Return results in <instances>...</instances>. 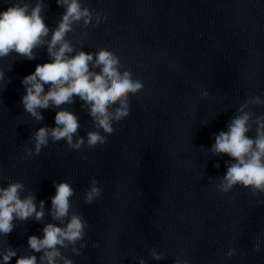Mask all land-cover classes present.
<instances>
[{
    "label": "clouds",
    "instance_id": "1",
    "mask_svg": "<svg viewBox=\"0 0 264 264\" xmlns=\"http://www.w3.org/2000/svg\"><path fill=\"white\" fill-rule=\"evenodd\" d=\"M56 4L63 11L53 29L44 22L43 0H35L34 4L31 0H11L0 10V59L15 53L32 60L34 50L40 47L46 49L48 56V62L37 64L34 71L20 81L24 89L20 97L23 111L40 121L43 118L40 110L60 109L53 117V127H39L30 135L32 148L25 149L30 156H38L49 141L63 140L73 153H80L85 148L90 152L100 148L113 134V125L128 117L129 98L144 87L111 52L93 54L77 50L67 38L74 25L99 27L107 22L106 19L92 13L81 0H56ZM3 81L4 73L0 72V83ZM207 94L201 92L202 96ZM75 101L87 110L93 125V131L83 139L78 134V118L61 108ZM249 103L264 105V99L253 96L246 100L226 125V130L213 136L211 154L228 158L226 171L215 184V191L221 194H228L234 187L243 188L253 196L264 194V115L255 117V133L250 136L252 113L246 110ZM98 183L95 179L91 181L85 194V205L92 204L101 195ZM53 189L48 210L53 222L43 226L40 236L27 238L30 254L18 255L13 247H4L0 251V264H10L14 257L15 264H68L63 253L78 245L84 247L82 240L87 224L83 217L72 214L71 201L75 196L72 187L53 182ZM23 191L21 182L0 186V237L13 231L14 221L28 218L40 221L44 217V201L37 205L35 196H22ZM258 204H264V201H258ZM233 254L229 249L226 257L231 258ZM73 255L79 256L80 252L74 251ZM148 255L157 262L165 259L155 250H149ZM138 264H145V260L140 258ZM174 264H189V261L177 258Z\"/></svg>",
    "mask_w": 264,
    "mask_h": 264
}]
</instances>
